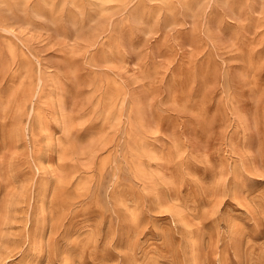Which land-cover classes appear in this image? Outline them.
<instances>
[{
    "label": "rangeland",
    "instance_id": "obj_1",
    "mask_svg": "<svg viewBox=\"0 0 264 264\" xmlns=\"http://www.w3.org/2000/svg\"><path fill=\"white\" fill-rule=\"evenodd\" d=\"M0 264H264V0H0Z\"/></svg>",
    "mask_w": 264,
    "mask_h": 264
}]
</instances>
